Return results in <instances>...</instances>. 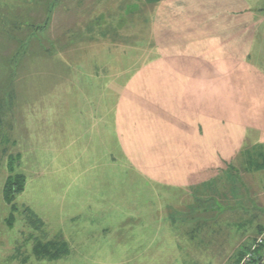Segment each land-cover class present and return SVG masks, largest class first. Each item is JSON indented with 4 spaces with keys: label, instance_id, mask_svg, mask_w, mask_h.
<instances>
[{
    "label": "rangeland",
    "instance_id": "obj_1",
    "mask_svg": "<svg viewBox=\"0 0 264 264\" xmlns=\"http://www.w3.org/2000/svg\"><path fill=\"white\" fill-rule=\"evenodd\" d=\"M52 1L4 7L30 25L44 8H27ZM145 1L55 0L47 53L33 43L18 65L14 101L0 102V264H236L264 244V79L213 64L215 41L187 59L202 22L208 36L239 22H209L200 2L185 25ZM17 46L0 38V66ZM7 82L0 67V93ZM48 242L57 257L37 260Z\"/></svg>",
    "mask_w": 264,
    "mask_h": 264
},
{
    "label": "crops",
    "instance_id": "obj_2",
    "mask_svg": "<svg viewBox=\"0 0 264 264\" xmlns=\"http://www.w3.org/2000/svg\"><path fill=\"white\" fill-rule=\"evenodd\" d=\"M200 2L201 4L206 2L209 5L207 12L211 18L213 17L212 19L210 18L209 22L218 18L217 16L224 17L225 15L234 20L236 19L239 23L232 33L228 32L229 28L224 25L221 27L224 32L222 30L208 29L209 32H212V36L206 34L205 36L203 35V26H208V20L202 22L200 30H196L193 35L194 37L190 41H187V51L189 54L187 59L191 69L194 68L192 58L196 56L195 44L198 43L203 46L206 43L210 48L213 41H215L219 52L214 51L212 56L211 53L209 54L213 58V64L222 65L225 71L233 70L231 67H236L237 72L241 73L240 78L244 80L251 68L256 80L264 79V13H262L264 0H162L160 4L165 3L164 9L166 8L167 15L176 18L177 15L182 14L183 24L187 25L188 21L185 23L187 12L193 7L194 11L199 13L202 6L200 8L196 7ZM189 19L192 20L191 18ZM252 23L253 28L250 29ZM172 26L169 24V30H172ZM170 34H173V32L171 31ZM171 43H178L176 37ZM191 43L192 47L189 48ZM204 55V50H202L201 56L203 57ZM177 68L178 65L173 70H177ZM191 71L193 74H202L196 69ZM214 72H220V69L218 71L209 69L206 73ZM255 97L258 103L256 109L257 112L259 109L258 113L260 114L262 108H264V92H258Z\"/></svg>",
    "mask_w": 264,
    "mask_h": 264
},
{
    "label": "trees",
    "instance_id": "obj_3",
    "mask_svg": "<svg viewBox=\"0 0 264 264\" xmlns=\"http://www.w3.org/2000/svg\"><path fill=\"white\" fill-rule=\"evenodd\" d=\"M10 0H0V38L6 37L8 41H14L16 44H18L15 53L12 56L6 57L2 59V64L0 67L7 70V75L9 82H7L6 85V90L7 92H1L0 93V102H7V101H14V90L13 88L10 87V83H14L17 78H16V72L18 69V65L26 59V57L29 56H38L39 54L34 52V50H31V45L35 43L41 50V53L44 54L45 52L47 53L45 47L40 43V34L45 33L46 30L49 27L50 21L52 14L54 10L56 9V5L54 3L55 0H53L50 5L47 3L46 5H38L36 8H27V17H29V12L32 10H37L38 7L43 6L44 8V20L39 22L38 24H24V23H18L17 21L14 22L15 17H9V15L14 16L15 13H9L7 9L4 7V3H8ZM147 3H152L153 0H146ZM21 2V1H20ZM19 2V3H20ZM26 18V17H24ZM23 34L22 38L17 37V34ZM29 34V36H28ZM16 36V37H15ZM24 36H28L27 38H24ZM40 53V54H41ZM1 106V103H0ZM3 110L0 109V117L3 115ZM262 167H264V161L261 162ZM262 167H258L262 168ZM4 187H3V195L7 203L12 202L13 198V193L15 192H20L23 190L24 187V176L22 175H16V176H9L6 178L4 182ZM11 225V223H10ZM54 242H48L47 244L43 245L41 243H37V245L33 248L35 257L37 260H52L57 257L56 253H51L48 250V247L51 249L55 247ZM260 250H263V254H258L256 259L251 260V261H246V263L250 264H257L260 262V260L264 257V244H258L257 247L255 248L254 252L258 253ZM246 253H238V258L235 261L236 264H241V262L244 260ZM264 264V263H263Z\"/></svg>",
    "mask_w": 264,
    "mask_h": 264
},
{
    "label": "built area",
    "instance_id": "obj_4",
    "mask_svg": "<svg viewBox=\"0 0 264 264\" xmlns=\"http://www.w3.org/2000/svg\"><path fill=\"white\" fill-rule=\"evenodd\" d=\"M257 244H262V241L261 240H258ZM256 247V246H255ZM255 247L254 249L250 250L246 255H245V258L243 260L244 263H246V261H250V259L253 258L254 256V250H255Z\"/></svg>",
    "mask_w": 264,
    "mask_h": 264
},
{
    "label": "water",
    "instance_id": "obj_5",
    "mask_svg": "<svg viewBox=\"0 0 264 264\" xmlns=\"http://www.w3.org/2000/svg\"><path fill=\"white\" fill-rule=\"evenodd\" d=\"M264 262V257L257 264H262Z\"/></svg>",
    "mask_w": 264,
    "mask_h": 264
}]
</instances>
